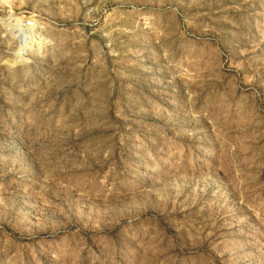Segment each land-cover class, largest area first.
<instances>
[{"label":"rangeland","instance_id":"1","mask_svg":"<svg viewBox=\"0 0 264 264\" xmlns=\"http://www.w3.org/2000/svg\"><path fill=\"white\" fill-rule=\"evenodd\" d=\"M0 264H264V0H0Z\"/></svg>","mask_w":264,"mask_h":264}]
</instances>
